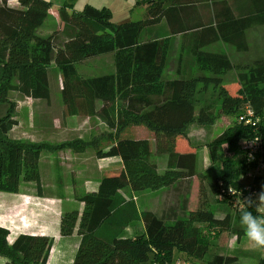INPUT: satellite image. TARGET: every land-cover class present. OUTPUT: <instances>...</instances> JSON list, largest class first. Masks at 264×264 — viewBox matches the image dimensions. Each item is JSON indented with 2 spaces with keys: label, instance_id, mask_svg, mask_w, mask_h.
<instances>
[{
  "label": "trees",
  "instance_id": "1",
  "mask_svg": "<svg viewBox=\"0 0 264 264\" xmlns=\"http://www.w3.org/2000/svg\"><path fill=\"white\" fill-rule=\"evenodd\" d=\"M8 1L0 0V192L17 193L21 184L32 183L42 194L41 152L94 148L96 158L118 157L121 168L105 172L95 189L74 195V204L61 209L60 236L78 237L71 264L237 261L241 255L235 249L220 248L208 257L215 243L205 231H228L237 240L246 236L240 223L245 199L255 198L264 186V173L247 175L264 161V57L239 64L204 46L220 41L245 51V31L264 25V0H135L145 5L142 18L120 23L111 20L105 6L84 4L78 10L74 0H63L57 8L60 26L46 36L36 31L52 6L50 0H15V6ZM162 19L168 36L142 40L143 31ZM178 33L195 39L188 52L208 74L183 72L163 80L171 35ZM106 53L113 55L112 73L87 77L77 71L82 60ZM51 64L60 78L62 116H93L108 132L54 143L11 137L18 120L10 92L48 100ZM231 69L237 70L235 90L221 78ZM199 83L213 86L221 110L234 119L208 140L205 135L216 117L213 107H197ZM130 126H144L150 135L123 134ZM192 129L202 135L191 134ZM102 137L105 145L99 144ZM181 140L188 150H181ZM249 142L254 144L252 158ZM201 145L214 167L211 181L196 171L193 148ZM153 155L166 156L162 170ZM195 176L200 195L196 208L189 209ZM205 183L222 216L214 215ZM125 188L131 196L123 193ZM142 191L157 192L159 206L140 209L133 193ZM9 234L0 226L3 264H47L53 237L19 233L9 242ZM256 264H264V258Z\"/></svg>",
  "mask_w": 264,
  "mask_h": 264
},
{
  "label": "rangeland",
  "instance_id": "2",
  "mask_svg": "<svg viewBox=\"0 0 264 264\" xmlns=\"http://www.w3.org/2000/svg\"><path fill=\"white\" fill-rule=\"evenodd\" d=\"M52 2V7L56 8L61 3L63 0H50ZM9 5H16L15 0H10L8 1ZM84 4H90L96 8H100L102 6H105L109 8L111 12V20L115 23H120L128 20H137L142 18V14L144 12L145 5L144 4H135V0H74L73 1V7L75 9H82ZM56 16L57 15V10ZM49 17L47 18L46 24L52 26V16L51 13H49ZM59 19V18H58ZM245 41L247 48L245 51H237L235 49L231 50V48H225V45L222 47L218 43V46H212V49H216L217 51L220 50L223 52V50H226L228 52V57L234 61V62H241L244 60H252L257 53L259 52V46L264 45V28L259 27V25H254L250 28H248L245 31ZM173 44V43H172ZM170 44L169 51L167 53V59H166V64L164 66V71H163V76L165 78H168L171 76V74L174 73V67L175 65H178L180 70L185 69L190 71L192 74L197 75V74H208L207 71L201 70L199 66H196L194 64V61L192 58L187 57L186 55L183 54L180 55V53L177 50V47L174 45L172 46ZM223 49V50H222ZM180 61V62H179ZM181 65V67H180ZM184 71V70H183ZM48 73L51 74V80H50V93L51 95H55L56 91V82H58L59 79L57 76L56 70H48ZM236 73L237 70L231 69L228 70L224 75L221 76L222 82L225 85H229L230 90H235V82H236ZM195 99H196V105L197 107L199 106H211L213 107L215 111V121L212 124V129L205 135V139L208 140L209 137H214L218 134H220L222 131H224L226 128H228L232 122H233V117L226 115L220 108V102L219 99L216 95V91L214 90L212 85H208L206 87H203L200 83L197 84L196 87V93H195ZM16 116L17 119H19L20 127L19 130L21 131L22 129H27V120H26V115H24L23 112L16 111ZM33 119H36L39 121V116H36L35 114L33 115ZM71 130L75 129L77 131H83L81 134H83L81 137L83 139H90L92 137L100 136L102 128L99 129L97 126V122L95 119L92 117H89L88 119L79 117V118H73L71 120L69 126ZM133 127V126H132ZM129 127L124 130L123 134L125 135H130V136H137L140 135L144 130V126H140L139 128L135 127ZM18 128V127H17ZM15 128V129H17ZM82 129V130H81ZM36 128L32 126L31 132L36 133ZM91 133V136H88L84 133ZM145 134L150 135V131L145 132ZM191 134L197 135L200 137V134L198 130L192 129ZM211 135V136H210ZM72 139L73 136H69L68 138ZM74 138V137H73ZM203 140L204 136L201 137ZM106 138L102 137L100 138L99 144L105 145L104 140ZM201 143V142H198ZM197 143V144H198ZM241 141L239 142L240 146ZM181 146V150L189 149L186 148L187 144L186 141L181 140L179 143ZM226 148L225 144L222 145V149ZM191 150V148H190ZM193 151L195 152L196 155V171L200 173V175L203 174L205 179L207 181H211L210 175L211 173H214V167L211 164V159L208 154V150L205 146H198L196 148H193ZM47 154H52L54 153L53 151H43L42 152V159H41V170L43 172V175L48 172V166L46 163V158H45V153ZM57 152V151H56ZM44 153V154H43ZM87 154L94 153V148L87 149ZM58 157V163L61 166V178L65 182L59 183V184H54L50 185L45 182H42V194L45 196H61L60 199H46L45 197L42 199L37 200L36 197H33L31 200V196H22L26 198L24 201L23 205L19 206L17 204V199L18 196H15L14 194L8 193V192H0V221H6L9 222L10 228L13 227V215L15 213L16 209H22L26 206V210H29L31 213H33L35 210L37 213H40L42 211H46L48 214L47 217V223L49 225V232H51L55 237L53 238V244L49 252V263L48 264H71L74 252L76 250V246L78 243V237L75 233L68 237H62L57 231V215H59V212L61 211L62 208L72 205L73 200L71 199L72 193L70 190V183H68V178L66 176V172L68 171L67 167V162L66 158L72 159L71 156H60V153H57L54 155ZM63 159H62V158ZM152 159L158 166L160 170L164 168L165 162H166V156L165 155H153ZM94 160V159H93ZM95 161V160H94ZM87 167L86 169H90L91 166H89V161H87ZM107 167V166H106ZM85 167L82 165H77V170H83ZM118 170L117 168L112 169V167H107L106 172H112ZM199 175V176H200ZM74 177L76 179L77 183H71L73 187H77L76 194H80L82 192H85L84 190H89L91 187L95 186V181H93L92 174H87L86 178H78ZM78 178V179H77ZM84 180L86 182H90L89 184L86 183L84 184ZM96 180V179H95ZM205 189L208 192L209 195V201H210V207L212 211L214 212L215 216H222L223 212L218 210V205L214 202V198L212 195V191L209 190L210 184L205 183ZM22 194V193H28L32 196H35L37 194L36 189L34 184L32 183H24L21 184L20 190L16 194ZM123 193L127 196H131V192L128 188H125L123 190ZM74 194V195H76ZM133 197L140 209H149V208H156L160 204V197L158 196L157 192H151V191H142L139 193H133ZM199 178L197 176L193 177L192 179V184H191V189L189 193V201H188V208L189 209H194L198 205V200H199ZM34 200V201H33ZM20 207V208H19ZM41 214V213H40ZM12 222V223H10ZM56 224V225H55ZM55 225V226H54ZM12 234L17 233V230L11 229ZM206 234L209 236L210 233H212V236L214 238H211L213 243H215V246L210 247V255L215 251H217L220 248H225V252L230 251L231 249H235L240 253V258L235 261L234 263L231 264H256L259 258H264V248H256L253 247L247 236H243L239 238L238 240L236 239L235 235L228 232V231H222L221 233L217 234L216 230L213 228L210 230V228H207L205 231ZM235 237V239H234ZM228 250V251H226ZM207 259V255L205 257V260ZM193 262V260H191ZM187 262V261H186ZM179 264L183 263L182 259H179L178 261ZM177 263V264H178ZM190 264V263H189Z\"/></svg>",
  "mask_w": 264,
  "mask_h": 264
},
{
  "label": "crops",
  "instance_id": "3",
  "mask_svg": "<svg viewBox=\"0 0 264 264\" xmlns=\"http://www.w3.org/2000/svg\"><path fill=\"white\" fill-rule=\"evenodd\" d=\"M57 8L58 7L53 8L51 6V8L48 10L47 17L45 18V20L43 21L41 26L36 31V33L38 35L46 36L60 26L59 19L56 16V12H55L57 10ZM49 13H51V16H52L51 17L52 18V26L46 24V22H47L46 20L50 16ZM259 27L264 28V25H259ZM165 36H168V28H167L165 20L162 19L159 22H157L155 25H152L151 27L145 29L143 31L141 37H142V40H146L147 38H156V37H165ZM194 41H195V39H192V38L187 37V36L185 37L183 35V33H178V34L171 35L170 44L172 46L175 45L177 47V50L180 53V55L183 56V54H184L187 57L191 58V54H190V52H188V48L192 46V43ZM262 41H264V40H262ZM218 43L223 44V45H220L222 47L225 45L226 50H227V48H231V50L234 49L232 46L225 44L223 42H220V41L209 43V44L204 46V49L208 50V51H217L216 49H212L211 47L212 46H218L217 45ZM226 50H223V52L228 55V52ZM218 51H220V50H218ZM258 57H264V45L259 46V52L257 53V55L254 58H258ZM245 61H251V60H244V61L235 62V63L242 64ZM175 66L176 67H174L175 69L173 70L174 73L171 74L170 77L165 78L162 74L163 80L164 79H171L174 76H176L177 73H183V72L191 73L190 71L185 70L184 68L180 70L178 65H175ZM180 67H181V65H180ZM49 69H51V70L55 69L56 70L57 76H58L57 79H59V80H58V82L55 83L57 86L55 93H57V94L51 95V93H50V97L48 100L33 99L30 97L23 96V95L19 94L18 92H10L9 96L12 99L16 100V102H17L16 111L21 110V112H23L24 115H26V120L28 121L27 122V129H22L20 131L19 127H20L21 122L19 121V119H17L18 120L17 125H15L13 127V129L11 130V137L12 138H20L23 140L33 141V142L49 141L52 143L64 141V140H69V139H71V137L68 138L70 135L73 136L74 138H76V137L83 138V137H81L83 135L81 133L86 129H83V131L79 132L75 129L71 130L68 126H69L71 120H73V118L83 117V118L88 119L89 116H79V115L62 116V113H61L62 104H61L60 95H59L61 83H60L58 70L55 68V66L53 64H51L49 66ZM77 71L80 72L82 75L87 76V77L102 75V74H106V73H112L114 71L113 55H112V53H106V54H102V55H98V56H94V57H89L85 60H82L81 62H79L77 64ZM163 71H164V69H163ZM49 79L51 80L50 75H49ZM50 80H49V83H50ZM97 104H99V102H97ZM34 114L36 116H39V121H37L36 119H33ZM16 118H17V116H16ZM93 119L96 120L97 126L99 127V129L102 128L101 133H103V132L106 133L109 131V129H107L106 126L101 121H99L95 117H93ZM32 126H34L36 128V130H35L36 133L31 132ZM130 127H132V126H130ZM133 127L139 128L140 126H133ZM15 128H17V129H15ZM144 130H145V128H144ZM145 132H148V130L146 129V131H143V132L139 131V133H142L140 135H144ZM84 134L91 136V133H89V132L84 133ZM73 137H72V139H73ZM96 137H98V136H96ZM87 149H90V148H86V149L81 150V151H74L71 149H63V150H60L57 152L55 151L54 153H52L50 155L44 152L45 158H46V163L48 166V172L46 173V175L45 174L43 175V172L41 170V159L43 157L42 152H41V156H40V160H39L40 182L41 183L45 182V183L50 184V185L65 182L64 180L60 179L61 178V166L58 163V160H57L58 157L54 156L57 153H60V156L63 155V156H71L72 157V159L66 158L68 171L65 173L66 176L69 177L67 180H68V183H70V185H71V187H70V190L72 193L71 199L74 197V194H76L75 190H77V187H73L71 184V183H77V181H76V179H74V177L79 176L78 178L84 179V177L86 178L87 174L91 173L93 181L96 182L95 186L91 187L88 190V191H91V190L96 188L98 180L106 172V168L108 166L112 167V169H114V168L120 169L121 168L120 159L118 157L96 158L94 153L87 154L86 153ZM87 161H89V166H91L89 170L86 169V167L88 165ZM77 165H82L85 168L83 170H77ZM86 183L89 184L90 182H86V180H84L85 185H86ZM84 191H87V190H84ZM11 194L18 196L17 204L19 206L23 205L24 201L26 200L25 197L22 198L23 195L24 196H31L30 197L31 200L33 199V197H36L37 200L42 199L44 197L46 199H50V200L60 199V197H61L60 195L59 196H45L43 194H38V193L35 196H32L28 193H22V194L21 193L20 194L11 193ZM33 211L34 212L31 213L29 210H26V206L22 209H16L15 213L12 217L13 218V227H11V228L9 226V222L0 221V226H3L10 231V234L8 236L9 242H11L13 240V238L19 233L45 234V235L51 236L53 238L55 237L51 232H49V229H48L49 225L46 221L47 217H48L47 212L42 211V212H40L41 213L40 214V213H37L35 210H33ZM59 217H60V212H59V215H57V220H56V223H57L56 229H57L58 233H59V230H58V228H59ZM10 223H12V222H10ZM11 229L17 230L18 232L15 234H12ZM48 259H49V256H48ZM48 259H47V264L49 263ZM3 262H4V258L0 256V264H3Z\"/></svg>",
  "mask_w": 264,
  "mask_h": 264
},
{
  "label": "clouds",
  "instance_id": "4",
  "mask_svg": "<svg viewBox=\"0 0 264 264\" xmlns=\"http://www.w3.org/2000/svg\"><path fill=\"white\" fill-rule=\"evenodd\" d=\"M245 202L247 208L241 211L240 223L253 247L264 248V186L255 198L249 196ZM247 209H254L255 213Z\"/></svg>",
  "mask_w": 264,
  "mask_h": 264
},
{
  "label": "built area",
  "instance_id": "5",
  "mask_svg": "<svg viewBox=\"0 0 264 264\" xmlns=\"http://www.w3.org/2000/svg\"><path fill=\"white\" fill-rule=\"evenodd\" d=\"M247 146L250 149L249 157L252 158V152L251 151H254V144L252 142H249L247 144ZM256 164L257 165H256L254 171L253 172H249L247 174L248 176H251L253 173H256V172L257 173H264V161H262V160L261 161H258Z\"/></svg>",
  "mask_w": 264,
  "mask_h": 264
}]
</instances>
